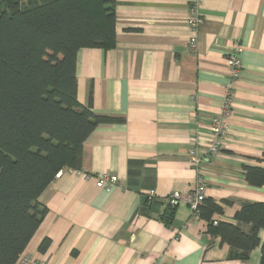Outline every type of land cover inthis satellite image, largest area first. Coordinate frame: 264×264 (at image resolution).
I'll return each instance as SVG.
<instances>
[{
	"label": "crops",
	"instance_id": "crops-1",
	"mask_svg": "<svg viewBox=\"0 0 264 264\" xmlns=\"http://www.w3.org/2000/svg\"><path fill=\"white\" fill-rule=\"evenodd\" d=\"M116 1V46L80 49L76 77L79 102L88 106L91 94L95 114L119 121L98 126L80 170L61 171L41 195L47 214L21 257L30 264H260L261 247L247 260L231 258L207 220L186 204L170 208L166 198L196 187L189 151L207 149L236 56L242 68L230 130L200 173L206 198L223 207L211 222L239 225L242 206L264 203V186L244 176L245 167L264 168V0H200L195 30L192 0ZM102 174L118 184L98 187ZM259 237L264 244V229Z\"/></svg>",
	"mask_w": 264,
	"mask_h": 264
},
{
	"label": "trees",
	"instance_id": "trees-1",
	"mask_svg": "<svg viewBox=\"0 0 264 264\" xmlns=\"http://www.w3.org/2000/svg\"><path fill=\"white\" fill-rule=\"evenodd\" d=\"M116 0H0V264H17L47 208L40 197L65 169L80 170L85 141L114 117L97 115L77 98V54L116 46ZM246 181L264 186V168H244ZM223 207L206 198L199 217L208 231L247 260L264 244V203L246 204L239 225L211 222ZM250 225L245 232L240 225ZM45 240L41 249L49 246Z\"/></svg>",
	"mask_w": 264,
	"mask_h": 264
},
{
	"label": "built area",
	"instance_id": "built-area-1",
	"mask_svg": "<svg viewBox=\"0 0 264 264\" xmlns=\"http://www.w3.org/2000/svg\"><path fill=\"white\" fill-rule=\"evenodd\" d=\"M193 6L191 7V17L189 19V25L195 30L199 24V14L198 8L200 5V0H192ZM190 45L193 51H196L197 39L193 37L190 41ZM231 83L227 89L225 102L222 110V117L214 119L210 130L212 133L211 140L207 145V149L205 152H202L199 147H194L189 151V161L190 164L195 168L198 172L197 184L195 189L187 194L183 195L180 192L176 191L170 194L166 198V202L170 208H176L180 204H186L192 211L194 216L200 215V207L203 205L204 200L206 199V190L207 185L202 173H200V167L205 159L209 157H213L218 155L224 145V140L227 133L230 130L229 123L227 121V117L232 112V106L234 102V83L239 78V73L242 68L240 60L233 56L231 58ZM61 172L57 176H60ZM118 177L115 175L102 174L97 178V186L100 188H109L112 185L118 184ZM155 197V191L152 190L149 192V199L153 200ZM216 225L217 222H214ZM32 263V259L30 257H21L18 261V264H30ZM40 264H48L46 262H42Z\"/></svg>",
	"mask_w": 264,
	"mask_h": 264
}]
</instances>
